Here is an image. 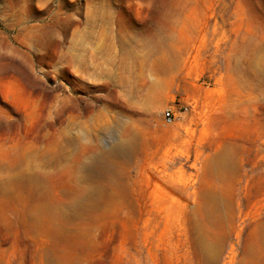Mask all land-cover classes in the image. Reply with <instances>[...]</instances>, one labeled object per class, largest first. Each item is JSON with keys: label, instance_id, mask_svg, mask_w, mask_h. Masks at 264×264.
I'll list each match as a JSON object with an SVG mask.
<instances>
[{"label": "rangeland", "instance_id": "rangeland-1", "mask_svg": "<svg viewBox=\"0 0 264 264\" xmlns=\"http://www.w3.org/2000/svg\"><path fill=\"white\" fill-rule=\"evenodd\" d=\"M0 264H264V0H0Z\"/></svg>", "mask_w": 264, "mask_h": 264}, {"label": "built area", "instance_id": "built-area-1", "mask_svg": "<svg viewBox=\"0 0 264 264\" xmlns=\"http://www.w3.org/2000/svg\"><path fill=\"white\" fill-rule=\"evenodd\" d=\"M165 115L167 116L168 119H171L170 111L166 110Z\"/></svg>", "mask_w": 264, "mask_h": 264}]
</instances>
